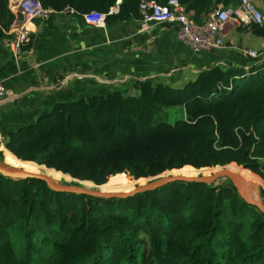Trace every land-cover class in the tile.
<instances>
[{
  "label": "trees",
  "instance_id": "trees-1",
  "mask_svg": "<svg viewBox=\"0 0 264 264\" xmlns=\"http://www.w3.org/2000/svg\"><path fill=\"white\" fill-rule=\"evenodd\" d=\"M38 1L82 15L119 4V18L141 19V0ZM181 2L208 15L209 0ZM14 20L10 0H0L1 28ZM245 30L264 38V24ZM180 81L181 74L152 78L58 103L5 149L21 162L106 187L125 176L149 183L186 167L203 176L236 165L262 179L264 202V55L250 68L216 66ZM0 264H264V214L226 177L104 199L0 173Z\"/></svg>",
  "mask_w": 264,
  "mask_h": 264
},
{
  "label": "crops",
  "instance_id": "crops-1",
  "mask_svg": "<svg viewBox=\"0 0 264 264\" xmlns=\"http://www.w3.org/2000/svg\"><path fill=\"white\" fill-rule=\"evenodd\" d=\"M209 1L208 14L215 4L223 2L235 9L240 2ZM112 9L103 26L66 14L36 20L30 51L18 59L4 47L0 32V82L7 88L0 97L2 158L15 160L6 144L21 127L34 124L58 103L121 92L137 81L152 78L181 74L178 84H182L216 66L246 69L253 65L247 64L242 54L257 40L249 30L242 29L226 50L194 52L177 40L170 24H157L141 32L139 17L123 20ZM232 33L228 25L226 34Z\"/></svg>",
  "mask_w": 264,
  "mask_h": 264
},
{
  "label": "built area",
  "instance_id": "built-area-1",
  "mask_svg": "<svg viewBox=\"0 0 264 264\" xmlns=\"http://www.w3.org/2000/svg\"><path fill=\"white\" fill-rule=\"evenodd\" d=\"M255 0H240L238 8L227 7L223 2L215 4L210 14L201 16L193 10H188L181 0H141L139 11L141 15V32L149 31L157 24H170L177 40L194 52L223 51L230 48L231 42L237 39V34L242 29L254 25L264 24V15L257 9ZM15 20L7 30L0 26L4 35V47L10 50L18 59L29 53V44L35 36L34 22L53 14H66L72 18H83L93 26H103L107 14L91 10L82 15L78 10L67 7L63 10L45 9L38 0H10ZM120 8L116 4L112 12ZM232 28V35L226 34L227 26ZM243 56L252 62L260 54L264 55V38L257 37L256 43L242 52ZM7 88L0 82V97H4Z\"/></svg>",
  "mask_w": 264,
  "mask_h": 264
},
{
  "label": "water",
  "instance_id": "water-1",
  "mask_svg": "<svg viewBox=\"0 0 264 264\" xmlns=\"http://www.w3.org/2000/svg\"><path fill=\"white\" fill-rule=\"evenodd\" d=\"M0 173L6 177L11 178H33L44 181L48 187L55 192H64V193H76L82 195H90L98 198H129L135 196L139 193L154 191L163 186L175 183V182H196V183H206L212 184L221 178H229L236 190L238 191L240 197L250 205L257 207L264 214V202L261 198L260 192H258L257 197L250 194L245 187V180L243 175L238 172L235 168H221L216 170L212 174L198 176V175H185V174H173L172 176H164L157 178L149 183L138 186L129 192H103L101 190L86 189L79 185H63L56 182L51 176L47 174L29 172L25 169L17 168H7L0 165Z\"/></svg>",
  "mask_w": 264,
  "mask_h": 264
},
{
  "label": "rangeland",
  "instance_id": "rangeland-1",
  "mask_svg": "<svg viewBox=\"0 0 264 264\" xmlns=\"http://www.w3.org/2000/svg\"><path fill=\"white\" fill-rule=\"evenodd\" d=\"M254 3H255V6L257 7L258 10H260V11L264 10V0H255ZM262 13L264 15V12H262ZM245 59L247 61V64L248 63H254L247 58H245ZM6 156L8 157L9 155H7V153H6ZM2 159L3 160L5 159L6 162L0 161V165L5 166L7 168L25 169L29 172L47 174V175L51 176L56 182L63 184V185H67L65 183H68L69 185H72V186L79 185V186L86 188V189H93V190L98 189V190H101L103 192H112V193L113 192H129L138 186H142L143 184H146L145 180L134 181L125 175H117V176H125L128 180L126 182H124L123 184L110 186V187H106L105 185L107 183H104V180H103L102 185L95 186L92 183L72 179L68 175L62 174L60 172H56L54 170H49L45 167L38 166L37 164L32 163V162H21L17 158H16L17 161H16V159L15 160L8 159V158L6 159V157L2 158ZM232 167L235 168L238 172H240L243 175V179L245 180L246 188L249 191V193L252 194L253 196L257 197L258 192H260L257 183H260L261 185H263L262 179L258 175L254 174V173H252L246 169L239 168L236 165H233ZM180 172L186 173L185 175H193V173H195L196 171H195V169H193L191 167H186L183 170H181ZM173 173L179 174L178 171H174ZM112 177H115V176H112ZM104 187H106V188H104Z\"/></svg>",
  "mask_w": 264,
  "mask_h": 264
},
{
  "label": "bare ground",
  "instance_id": "bare-ground-1",
  "mask_svg": "<svg viewBox=\"0 0 264 264\" xmlns=\"http://www.w3.org/2000/svg\"><path fill=\"white\" fill-rule=\"evenodd\" d=\"M245 187H246V184H245ZM247 189V188H246ZM251 189V188H250ZM248 191V190H247ZM249 192V191H248Z\"/></svg>",
  "mask_w": 264,
  "mask_h": 264
}]
</instances>
